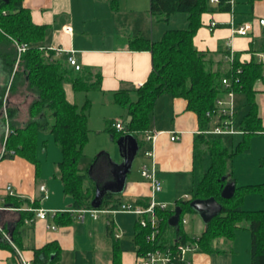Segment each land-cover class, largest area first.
<instances>
[{
  "label": "trees",
  "instance_id": "trees-1",
  "mask_svg": "<svg viewBox=\"0 0 264 264\" xmlns=\"http://www.w3.org/2000/svg\"><path fill=\"white\" fill-rule=\"evenodd\" d=\"M254 1L248 0L251 4ZM218 9L231 11L232 0H219ZM208 10V0H151L150 11L156 20H168L171 14L184 12L189 25L185 29L166 31L159 41L152 42L146 38L134 40L135 45H132L136 49L152 52L153 69L147 80L134 89L135 97H132L130 89H120L114 93V101L125 108L128 118L123 121L124 128L121 131H117L111 124L108 129L114 132L113 139L118 135L133 133L142 145L139 137L151 126L156 99L163 93H169L173 97L184 98L188 109L197 113L201 132L196 136V156L201 159L206 155L210 162L199 178L191 199L176 202V206L182 208L178 230L168 223L174 213V209L168 208L157 209L160 235L155 244L147 240L148 230L137 224L139 230L135 240L138 255L156 246L173 247L194 240L196 236L185 233L183 229L185 212L193 211L190 205L193 199L215 197L222 204V210L206 224V229L199 235V249L196 252L220 251V239L232 240L237 228L246 225L251 233V264H264V207H244L245 198L250 194H257L264 201V181L239 185L230 171V163L236 156L250 153L251 138L264 132V123L256 102V84L264 81V64L255 57L242 60L238 52L234 54L232 62L227 61L229 51L216 59L217 53L196 48L194 35L202 25V14ZM45 34L46 26L32 21L30 11L23 6V0H0V78H5L4 84L0 85V112L4 123L8 118L9 131L3 140L8 151L6 155H20L38 165V134L42 130L50 131L63 156L57 166L64 192L72 198L74 209L92 208L96 184L87 183V173L79 166L90 131V100L80 109L76 103L67 99L65 84L71 83L76 91H89L101 87L102 74L94 73L89 68L76 70L67 57L57 56L55 50L40 44ZM16 43H27L30 46L19 55ZM223 79H227L230 84L226 85ZM231 90L236 96L243 95L248 106L247 112L237 121V102L234 124L240 132H208L214 126L208 112L217 111V100L225 98ZM6 93L7 97L17 94L33 96L28 108V120L23 125H13L9 121L18 114L15 106L7 107L5 118L3 108L9 104L8 98L6 101L4 99ZM235 135H241V139L237 145L234 142L229 144L227 137L233 138ZM11 150L13 154L9 153ZM260 164L264 167V155L260 157ZM224 176L226 178L223 180ZM227 180L236 181L234 195L229 199L221 196ZM103 184L100 182L99 185ZM8 200L13 206H21L24 201L13 196ZM123 202L122 193L109 192L101 208L116 209ZM132 203L146 207L150 199L140 198ZM56 215L60 220L65 214ZM19 223H23V217ZM60 257L58 244L49 242L35 249L32 264H58ZM114 264H118L116 258Z\"/></svg>",
  "mask_w": 264,
  "mask_h": 264
},
{
  "label": "crops",
  "instance_id": "crops-1",
  "mask_svg": "<svg viewBox=\"0 0 264 264\" xmlns=\"http://www.w3.org/2000/svg\"><path fill=\"white\" fill-rule=\"evenodd\" d=\"M150 2L151 0H115L114 3L112 0H23V6L30 11L35 24L46 26V34L40 41L42 46L50 49L62 48L63 53L59 56L65 58L69 52H74L83 69L89 68L94 73L102 74L101 87L85 92L87 94L92 90L98 91L97 93L102 94L104 100L108 102L114 101V93L120 89H130L133 97L134 89L147 80L153 69L152 52L136 49L133 46L136 38H146L155 42L161 40L166 31L185 29L189 25L187 14L184 12L173 13L168 20H156L151 14ZM208 6L209 10L202 14V25L194 35L196 48L217 53L216 59H220L224 52L232 50L234 54L240 53L242 60H251L255 57L264 64V26L258 21L264 17V0H256L253 4L248 0H232L231 11L219 10L218 2L211 0H208ZM212 22L216 25L212 26ZM247 23L251 27L246 34L236 32ZM4 81L5 78L2 76L0 85L4 84ZM256 89L259 116L264 123V81H259ZM65 90L67 99L78 105L76 95L83 90L76 91L71 83L65 84ZM7 96L8 93L4 98L5 101L8 98L9 102L3 108L5 118L7 107L11 104V99ZM22 97L26 101L29 98L33 99L31 95ZM237 98L238 96L236 109ZM20 104L15 106L18 114L9 119L13 125H23L26 122L19 117ZM6 119L8 122V118ZM148 130L157 133L154 141V161L162 190L153 193L150 182L141 174L142 166L152 162L151 158L145 155L140 176L131 178L130 173L128 174L126 187L122 193L124 201L154 199L156 202L166 203L168 208L171 203L176 205L177 200L183 196L191 199L188 194L191 193L192 197L198 180L205 171L203 162L206 157L204 155L199 159L196 156V136L201 132L197 113L188 109L184 98L163 93L156 99L152 123ZM8 131L9 126L3 122L1 111L0 155ZM173 134L178 136L176 140L172 139ZM260 135L264 136V132ZM146 143L148 149L150 144ZM57 164L53 178L45 179L39 170V164L36 165L20 155L0 157V195L4 198V203L12 207H37L49 210L46 219L36 218L34 222L26 221L35 215L31 210L0 211V222L12 238V242H9L0 232V264H21L19 252L32 264L35 249L49 242H56L61 249L58 264H62L66 258H71L72 264H114L115 258L118 264H136L135 237L139 229L134 231V248L123 249L120 245L122 232L114 217L115 214L129 212L104 214L103 223L113 243L110 253L101 254L93 246V238L97 231L95 223L92 226L86 225L87 216L94 221L99 220L100 216L94 219L90 214H86L84 219H80L72 212L73 200L63 190ZM112 167L113 163L107 158L96 162L90 169V180L87 179V183L93 185L112 180ZM199 168L201 171H198ZM8 184L13 186L17 194L13 197L24 200L21 206H13L8 200L11 196L5 195V187ZM42 184L47 188V198H42L43 192L40 190ZM63 213L65 214L63 218L58 220L56 214L60 216ZM22 217L23 223H19ZM204 224L205 230L206 223ZM239 228L232 240L220 239V251L195 252L192 255L193 264H251L250 236L245 234L248 231L245 230L240 240V234L237 232ZM201 233L190 235L199 236ZM116 234L120 236L116 237ZM225 245L226 248L223 247Z\"/></svg>",
  "mask_w": 264,
  "mask_h": 264
},
{
  "label": "rangeland",
  "instance_id": "rangeland-1",
  "mask_svg": "<svg viewBox=\"0 0 264 264\" xmlns=\"http://www.w3.org/2000/svg\"><path fill=\"white\" fill-rule=\"evenodd\" d=\"M98 91L92 90L86 94L85 91H81L76 95V101L80 109H83L86 101L89 99V136L88 141L84 147V155L80 159L79 166L83 172L87 173V179L90 180V169L96 163L101 161L103 158H107L112 163L120 162L122 156L120 153L119 138H112L113 131L108 129L111 122L121 119L122 121L126 120L127 112L122 105L119 103L110 100H104L102 94L97 93ZM11 106H17L20 104L21 111L19 117L23 120H28L29 112L27 111L29 104L32 99L26 101L22 95H17L12 97ZM135 97V95H133ZM239 103V110L237 112V121H239L243 115L247 112L248 106L246 104V98L243 95H239L237 98ZM28 113V116H27ZM8 126V122H6ZM4 128V127H3ZM139 138L142 140V145L139 149L138 154L135 157L133 162L132 171L130 172L131 178H137L140 176V168L142 161H145L146 156L144 151L147 149V143L143 141L144 133H142ZM241 135H235L233 138L231 136L227 137V142L230 144L234 142V145H237ZM4 146V141H3ZM36 156L39 161V170L42 171V176L45 179H52L55 174V165L62 159V152L59 146L56 144L53 134L48 130H42L38 134V142L36 146ZM264 155V136L256 134L251 138V151L249 154L238 155L235 157L234 161H231L230 171L233 172L234 177L237 179L239 185L247 183H258L264 181V167L260 164V157ZM209 159L206 156L203 162V169L205 170L208 167ZM198 171H201L199 168ZM191 191V190H190ZM191 198V193L188 194ZM183 200H186L187 197L183 196ZM175 204L171 203L168 205V209H175ZM244 207L247 209H259L264 207V201L257 194H250L245 198ZM115 221L122 232L121 239V248L123 249H132L133 246V237L134 231L139 229L137 225L138 216L134 213H118L115 214ZM185 217L187 222L183 224V229L189 234L201 233L204 230L205 224L199 213L196 211H187L185 212ZM104 214L100 215V219L94 221L90 216H87L86 225L92 226L95 223L97 231L95 237L93 238L96 250L101 254H107L111 251V245L113 239L107 233L104 226ZM77 222V221H76ZM246 225L242 228H239V239L242 240ZM250 236V231H246ZM194 240L186 242L189 244H195L198 242L196 238ZM226 248V245L223 246ZM94 248V249H95ZM199 249V248H198ZM108 256V255H107ZM101 260V259H100ZM99 260V261H100ZM62 264H72L71 258H66Z\"/></svg>",
  "mask_w": 264,
  "mask_h": 264
},
{
  "label": "built area",
  "instance_id": "built-area-1",
  "mask_svg": "<svg viewBox=\"0 0 264 264\" xmlns=\"http://www.w3.org/2000/svg\"><path fill=\"white\" fill-rule=\"evenodd\" d=\"M212 2H219V0H211ZM259 23L264 26V17L259 18ZM216 23L212 22V26H215ZM250 24H244L239 27L236 32L241 34H246L250 30ZM68 29H71L68 27ZM17 51L20 55L24 52L30 45L27 43H16ZM55 50L56 55L63 53L62 48H53ZM234 52L231 50L226 55L227 61H233ZM68 62L70 65L74 66L76 70H80L82 68L81 64L78 62L74 52H69L67 56ZM223 82L226 85H229V81L227 79H223ZM140 84L139 86H141ZM218 109L217 111H212L211 118L214 122V126L212 130L208 131L214 134H235L240 131L235 127L234 117L236 114V95L234 91H229L225 98H219L217 100ZM113 127L117 131H121L124 128L123 121L121 119L116 120L112 123ZM157 133L153 130H147L144 133V140L150 144V147L145 151V155L148 158H151L150 164H144L141 168V174L144 178H146L152 188V192H159L162 190V184L158 177V168L154 161V141L156 139ZM178 136L173 134L172 139L176 140ZM8 153L5 146L2 147L0 157H4ZM9 153L13 154L14 151L11 150ZM40 190L43 192L42 198L48 197L47 188L44 184L40 185ZM5 195L16 196V192L11 184H8L5 187ZM4 198L0 195V211L9 210V209H26L35 212V215L26 219L27 222H34L36 218L46 219L49 213V210L45 208H35V207H12L4 203ZM166 209L167 204L156 202L154 199L150 200V204L148 206L135 205L132 202H123L120 207L116 209H112L109 207L106 208H81L74 209L72 212L76 213L80 219H84L86 214H90L94 219H97L101 214H111L114 212H129L134 213L138 216V224L142 229H147V240L152 244H155L158 241L160 235V217L157 214V209ZM110 222V221H108ZM183 223L187 222V219L184 217L182 220ZM0 232L4 236V238L12 242V238L7 230H5L0 222ZM120 236L119 234L115 235ZM199 241V237L196 238ZM198 242L195 244L189 243H178L175 246H156L153 248H149L141 254H137L136 264H193L192 255L198 250ZM21 264H31L30 261L25 260L21 253L19 252Z\"/></svg>",
  "mask_w": 264,
  "mask_h": 264
},
{
  "label": "water",
  "instance_id": "water-1",
  "mask_svg": "<svg viewBox=\"0 0 264 264\" xmlns=\"http://www.w3.org/2000/svg\"><path fill=\"white\" fill-rule=\"evenodd\" d=\"M118 142L122 160L113 163L112 180L106 181L103 185L96 184L95 196L92 200L93 208L99 209L101 207L107 193L121 194L125 190L128 174L132 171L133 162L139 152L140 144L133 133L121 135ZM225 178L224 176L222 179L224 180ZM235 189L236 181L227 180L223 186L221 196L229 199L234 195ZM190 205L194 211L200 214L206 224L222 210V204L215 197L206 199L195 198L190 202ZM181 214L182 208L176 206L174 213L169 217V225L179 229Z\"/></svg>",
  "mask_w": 264,
  "mask_h": 264
}]
</instances>
